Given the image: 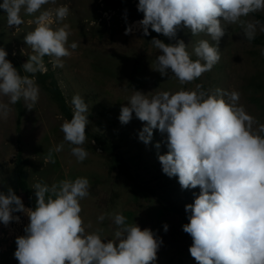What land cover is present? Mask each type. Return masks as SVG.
<instances>
[{"label":"clouds","instance_id":"1","mask_svg":"<svg viewBox=\"0 0 264 264\" xmlns=\"http://www.w3.org/2000/svg\"><path fill=\"white\" fill-rule=\"evenodd\" d=\"M56 5V0H3L9 28L24 23L21 16L35 18L29 23L35 28L24 36L31 49L22 65L25 75L0 47V119L6 120L11 105L21 99L29 111L39 100V85L35 76L46 71L44 57L53 67H64V58L71 57L77 42L68 43L71 27L63 23L70 14L67 5L42 11L44 5ZM138 11L144 14L137 24L143 35L149 27L156 33L173 38L181 27L193 36L201 33L211 38L201 39L193 46L197 59L191 58L183 40L165 44L153 38L152 46L162 54L156 57L155 71L169 72L180 85L191 83L210 71L220 60L219 42L228 25H238L248 41L257 30L264 32L259 20H249L251 14L264 12V0H139ZM39 13V15H36ZM54 24L58 26H53ZM132 26L125 29V35ZM24 51V50H23ZM261 54L264 55V49ZM15 55V53H13ZM151 93V92H150ZM73 115L61 124L63 139L71 147L77 162L89 155L82 146L87 140L88 104L79 94L71 99ZM136 118L144 123L139 139L150 143L153 130L166 134L168 151L159 155L162 171L168 177H178L182 189L199 187L194 202L185 206L190 213L183 231L192 238L189 252L197 264H264V123L250 115L240 103L238 91L221 88L206 91L181 88L176 92L157 91L144 94L134 90L127 106L120 109L119 121L127 124ZM159 147V144L156 145ZM61 143L49 149L47 160L54 162V153L63 150ZM35 208H26L12 187L0 191V223L7 226L24 213L29 223L24 235L15 240V259L19 264H154L162 244L149 228L141 229L128 223L121 213H102L98 222L111 219L115 229L111 239L103 229L89 232L85 224L81 201L90 195L86 177L63 179L48 185L38 181ZM168 231V225H163Z\"/></svg>","mask_w":264,"mask_h":264},{"label":"rangeland","instance_id":"2","mask_svg":"<svg viewBox=\"0 0 264 264\" xmlns=\"http://www.w3.org/2000/svg\"><path fill=\"white\" fill-rule=\"evenodd\" d=\"M129 1L138 6L139 0ZM60 5H67L70 9L63 22L71 27L68 43L77 42L79 46L71 57L64 58L63 68L53 67L52 58L46 56V71L55 72L70 104L75 94L84 98L89 107L86 129L103 133L119 147L123 158L130 161L134 180L121 175L110 156L89 138L82 145L89 155L83 162H77L71 154V146L63 139L61 124L66 119L37 83L40 93L34 109L27 110L21 99L11 105L12 112L6 120L0 119V182L5 183L11 174L13 160L28 158V189L21 199L26 208H35V191L31 189L34 183L42 181L51 185L63 179L86 177L90 183V195L80 203L85 224L91 222L92 225L89 232L100 228L103 229L102 235L111 239L115 225L109 218L98 222L97 217L102 213H121L128 223H136L141 229L149 228L162 240L154 264H197L189 252L192 238L182 227L189 222L188 217L172 211L161 196L166 189L182 190L178 177L170 178L164 174L158 159L168 151L166 134L154 129L152 139L146 145L139 139L145 122L133 113L130 122L121 124L120 109L127 106L134 90L149 95L157 91L174 93L181 88L195 89L199 84L206 91L216 88L238 91L240 103L246 111L264 123V55L261 54L264 44L248 41L238 25H228L219 42V62L197 80L180 85L171 72L162 77L154 70L156 57L162 53L150 43L153 38L143 35L138 21L107 7L104 0H56V5H44L42 11ZM21 16L24 23L19 28H9L6 14L0 9V47L8 52L6 59L16 64L20 74L25 75L22 65L27 62L31 49L24 42V36L35 28V24L29 23L35 17L25 15L23 11ZM258 17L264 18V12L253 13L247 19L259 20ZM129 25L132 32L125 35ZM263 33L258 29L256 36ZM164 38L165 41L159 40L173 45L183 40L193 60L197 59L193 53L197 41L208 39L214 43L206 34L193 36L183 27L177 30L175 37ZM7 99L0 97L4 102ZM61 143L64 144L63 150L53 154L54 162L47 160L49 149ZM138 185L154 189L157 194H145ZM185 190L191 197L200 192L199 187ZM173 199L185 203L187 197L174 192ZM13 215L19 216L20 221H12L7 226L0 223V264H19L14 257L15 240L25 234L29 219L24 213ZM164 224L168 225L167 232Z\"/></svg>","mask_w":264,"mask_h":264},{"label":"trees","instance_id":"3","mask_svg":"<svg viewBox=\"0 0 264 264\" xmlns=\"http://www.w3.org/2000/svg\"><path fill=\"white\" fill-rule=\"evenodd\" d=\"M104 3L107 7L112 10L122 11L125 15H127L133 21H140L143 19L144 14L138 11V7L135 3L129 0H104ZM259 21L264 24V18L258 17ZM149 38H157L165 41L163 34L156 33L149 27ZM255 44H264V33L262 35L256 36L254 40H252ZM44 59L47 61V57ZM14 67H16L19 71V67L12 63ZM35 79L39 85L49 94L51 99L57 104L61 114L67 120H70L73 115V106L67 101L64 96L60 85L56 79V74L51 69L45 71L43 73H37ZM87 138L91 139L95 142L99 149L105 152L110 156L112 163L116 166L119 173L125 176L127 179L133 181L134 176L131 173L130 169V161L123 158L122 154L119 152V147L115 145L111 140H109L103 133L98 131H91L86 129ZM30 165V161L28 158H17L12 161V171L11 174L6 178L5 183L0 182V191L7 192L8 187H12L18 196L21 197L28 189V180H29V172L28 167ZM138 188L145 194L156 195L157 191L148 187H144L142 185H138ZM180 192L184 196L187 197L185 203H178L173 199V193ZM162 200H164L170 207L172 211L182 217H188L190 213L185 211V206L187 204H191L194 202L195 197H191V195L184 189L178 191L174 188L171 190H163L162 191ZM191 197V198H190ZM16 214H19L16 213Z\"/></svg>","mask_w":264,"mask_h":264}]
</instances>
